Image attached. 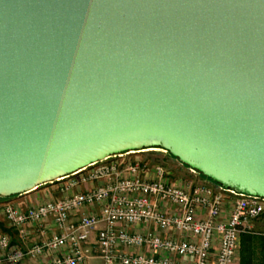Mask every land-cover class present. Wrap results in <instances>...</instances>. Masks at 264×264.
Returning a JSON list of instances; mask_svg holds the SVG:
<instances>
[{
	"label": "water",
	"instance_id": "obj_1",
	"mask_svg": "<svg viewBox=\"0 0 264 264\" xmlns=\"http://www.w3.org/2000/svg\"><path fill=\"white\" fill-rule=\"evenodd\" d=\"M156 148L264 199V0H0L1 199Z\"/></svg>",
	"mask_w": 264,
	"mask_h": 264
},
{
	"label": "built area",
	"instance_id": "obj_2",
	"mask_svg": "<svg viewBox=\"0 0 264 264\" xmlns=\"http://www.w3.org/2000/svg\"><path fill=\"white\" fill-rule=\"evenodd\" d=\"M122 158L65 180L67 189L97 184L84 192L26 210L3 204L0 214L19 244L0 230V264H84L88 257L103 264H234L239 238L250 234L251 223L264 215V199L181 183L158 165H117ZM227 200L232 207L223 220ZM93 206L96 214L70 222L76 212ZM26 226L38 231L35 243L27 244ZM134 226L146 231H130ZM46 254L51 255L43 258Z\"/></svg>",
	"mask_w": 264,
	"mask_h": 264
},
{
	"label": "rangeland",
	"instance_id": "obj_3",
	"mask_svg": "<svg viewBox=\"0 0 264 264\" xmlns=\"http://www.w3.org/2000/svg\"><path fill=\"white\" fill-rule=\"evenodd\" d=\"M123 158L122 160L120 159L119 161L116 162L117 165H119L122 161L123 163H134V162H139V163H144L148 166H162L167 172H171L172 176L178 181V182H192L193 184H202L203 186H207L213 191H217V187H220L219 185H215L213 182H211L209 179L204 178L202 175H200L198 172H196V175H192L189 172V168L183 164H181L177 159L173 158L168 152H164L160 149H151V150H143L139 153H131L129 155L127 154H122ZM114 158V157H113ZM112 157L108 160H106L103 163L110 162L111 160H115ZM116 158V157H115ZM117 160V159H116ZM86 169L84 172H82V175H85L87 173ZM66 181H60L56 182L53 185L45 186L42 187L40 190L35 191L37 192L36 194L37 197H31L28 201V199L25 197L28 196H23L20 198H17L15 200H20L22 199V209L17 208L19 210H26L27 208H30L32 206H35L36 204H41L46 201L50 200H57L61 198L59 195V190L61 186H63ZM97 184L93 183L87 186L86 189H89L91 187H95ZM77 192L81 193L83 188L85 186H78ZM81 191V192H80ZM33 194V193H31ZM30 195V194H29ZM34 196V195H33ZM15 198V197H13ZM11 204V200L8 199H1L0 198V210L3 204ZM13 206V205H12ZM0 230L3 232H6L12 240L13 245H18L19 242L17 243V238H16V233L14 230H10L7 228L5 225L2 215L0 214ZM251 235L252 237L258 238V239H264V215L260 216L258 219L254 220L251 223ZM241 248H242V241L241 237L239 238L236 253H235V260L239 261L240 256H241ZM255 254L259 256L260 254V243L256 245L255 249ZM258 256H256L258 258ZM259 259V258H258ZM261 263V261H259Z\"/></svg>",
	"mask_w": 264,
	"mask_h": 264
},
{
	"label": "crops",
	"instance_id": "obj_4",
	"mask_svg": "<svg viewBox=\"0 0 264 264\" xmlns=\"http://www.w3.org/2000/svg\"><path fill=\"white\" fill-rule=\"evenodd\" d=\"M66 183V182H65ZM66 184H64L63 186H61L60 190H59V195L61 197H64V196H68V195H73V194H77L79 192H77V189H80V187H75V188H65ZM87 186H85L82 190V192L88 190L86 189ZM81 192V191H80ZM37 192H34L33 194H30L28 196L25 197V199L27 198L28 201H30L29 199L31 197H37L38 194H36ZM34 195V196H33ZM23 200L20 199V200H11V203L12 205L15 207V208H21L22 209V202ZM37 205V204H36ZM231 201L230 200H227L225 203H224V206H223V211H222V218L223 220H226L230 214V210H231ZM98 212V208L96 206H93V207H84L82 208L81 210H79L78 212H76L70 219V222H76L81 216H84V215H90V214H96ZM25 231L27 233V244H32V243H35L37 240L40 239V235L38 234V231H36L34 228L30 227V226H26L25 228ZM130 231H136V232H144L146 231L144 228H140L139 226H134L132 228H130ZM16 233V232H15ZM247 235H251L250 234H247ZM243 236H246V235H243ZM243 236H241V241H242V238ZM95 237V233L93 234V239ZM16 238H17V243L19 242V238H18V235L16 233ZM126 252L128 253H135V252H147V250H134V249H125ZM51 254H46L45 256H43V258H48L50 257ZM24 264H38V261H25ZM84 264H103L101 260H99L98 258H95V257H88L87 260L84 262ZM234 264H241L240 263V260L237 261L235 260L234 261Z\"/></svg>",
	"mask_w": 264,
	"mask_h": 264
},
{
	"label": "trees",
	"instance_id": "obj_5",
	"mask_svg": "<svg viewBox=\"0 0 264 264\" xmlns=\"http://www.w3.org/2000/svg\"><path fill=\"white\" fill-rule=\"evenodd\" d=\"M215 185L217 186V184ZM259 243H260V254L258 256L255 254V249H256V245ZM256 256H258L259 259ZM240 257H241L240 258L241 264H264V239H258L252 237V235L243 236ZM259 261H261V263H259Z\"/></svg>",
	"mask_w": 264,
	"mask_h": 264
}]
</instances>
